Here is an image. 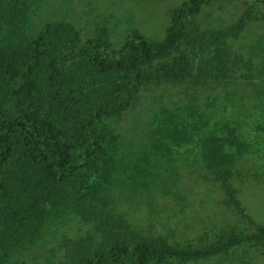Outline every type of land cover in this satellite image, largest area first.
<instances>
[{
    "label": "trees",
    "instance_id": "trees-1",
    "mask_svg": "<svg viewBox=\"0 0 264 264\" xmlns=\"http://www.w3.org/2000/svg\"><path fill=\"white\" fill-rule=\"evenodd\" d=\"M29 19L28 0H0V264L264 260V220L245 203L247 186L264 189V0H183L162 37L133 29L119 45L106 24L85 36L67 19L35 29ZM156 89H176L181 104L155 102L149 131L125 134ZM173 149L191 150L203 196L220 208L193 239L127 206L133 185L164 186L187 206L174 180L151 171L137 186L133 163L127 186L120 173ZM70 220L88 226L73 233Z\"/></svg>",
    "mask_w": 264,
    "mask_h": 264
},
{
    "label": "rangeland",
    "instance_id": "rangeland-1",
    "mask_svg": "<svg viewBox=\"0 0 264 264\" xmlns=\"http://www.w3.org/2000/svg\"><path fill=\"white\" fill-rule=\"evenodd\" d=\"M30 6L31 28H39L49 20L67 19L72 21L81 29L85 36H90L97 24H106L110 29V38L113 43L119 45L124 37L133 29H139L147 36L162 37L165 34L169 23V12L179 5L183 0H28ZM215 8V7H212ZM158 97V98H157ZM179 94L176 89L164 90L156 89L143 93L141 103L133 112H130L123 120L122 126L125 134L147 133L150 124L148 123L152 112L149 106L164 105L172 107L181 104ZM174 100L176 103H174ZM156 105V104H155ZM144 106V107H143ZM128 136V135H127ZM128 143V137H126ZM129 144H125L128 150ZM133 148V147H132ZM138 151L141 149L138 148ZM174 155L162 162L154 163L149 159L135 160L132 163L121 164L122 181L125 180L127 186L133 184L131 178L132 171H135L133 163L141 166V178L135 183L137 186L146 181L148 172L157 173L156 177L163 180V185H170L171 181H176L179 188L176 190H186L190 193L191 199L187 206L180 209L175 202L176 194H172L164 186L154 190L139 189L136 192L134 185L128 190L129 202L127 206L132 211L130 216L141 220L143 224L151 211L157 212L160 217L163 231L173 234L176 232L178 238L193 239L198 233L199 227L210 220L216 219L220 214V208L211 199L203 196L202 191L207 190L208 185L197 179L198 168L194 154L190 149H173ZM174 159V160H173ZM124 164V165H123ZM123 165V166H122ZM174 166V167H173ZM192 167L196 170H187ZM173 171V172H172ZM153 174V175H154ZM245 203L250 211L257 218L264 220V189L261 186L250 184L246 187ZM87 224L78 220H70L68 227L73 233L84 232ZM263 258L255 254L251 262L246 264H263ZM195 264H239L235 254L221 257L210 261Z\"/></svg>",
    "mask_w": 264,
    "mask_h": 264
}]
</instances>
